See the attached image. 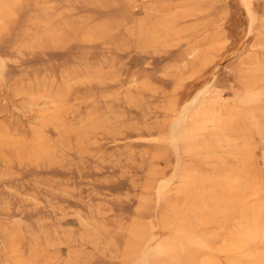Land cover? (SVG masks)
I'll use <instances>...</instances> for the list:
<instances>
[{
  "label": "rangeland",
  "instance_id": "1",
  "mask_svg": "<svg viewBox=\"0 0 264 264\" xmlns=\"http://www.w3.org/2000/svg\"><path fill=\"white\" fill-rule=\"evenodd\" d=\"M0 264H264V0H0Z\"/></svg>",
  "mask_w": 264,
  "mask_h": 264
},
{
  "label": "bare ground",
  "instance_id": "2",
  "mask_svg": "<svg viewBox=\"0 0 264 264\" xmlns=\"http://www.w3.org/2000/svg\"><path fill=\"white\" fill-rule=\"evenodd\" d=\"M77 148H78V146H77ZM76 150V149H75ZM87 150V149H86Z\"/></svg>",
  "mask_w": 264,
  "mask_h": 264
}]
</instances>
